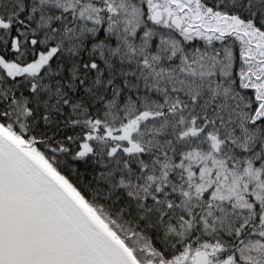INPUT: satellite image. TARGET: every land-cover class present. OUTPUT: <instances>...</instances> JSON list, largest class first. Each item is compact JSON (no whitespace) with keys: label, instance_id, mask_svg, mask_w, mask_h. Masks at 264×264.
<instances>
[{"label":"snow or ice","instance_id":"6c2138e0","mask_svg":"<svg viewBox=\"0 0 264 264\" xmlns=\"http://www.w3.org/2000/svg\"><path fill=\"white\" fill-rule=\"evenodd\" d=\"M0 264H264V0H0Z\"/></svg>","mask_w":264,"mask_h":264}]
</instances>
